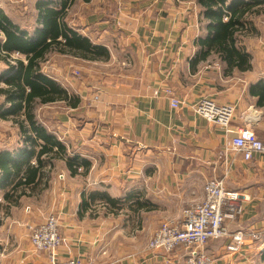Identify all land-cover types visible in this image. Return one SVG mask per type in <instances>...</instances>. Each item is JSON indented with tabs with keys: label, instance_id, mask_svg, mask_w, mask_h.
Returning a JSON list of instances; mask_svg holds the SVG:
<instances>
[{
	"label": "crops",
	"instance_id": "0c3cea01",
	"mask_svg": "<svg viewBox=\"0 0 264 264\" xmlns=\"http://www.w3.org/2000/svg\"><path fill=\"white\" fill-rule=\"evenodd\" d=\"M78 2L82 14L77 22L68 14L67 23L106 48L109 59L92 61L54 52L51 64L49 54L42 72L79 96L81 104L75 109L61 101L40 104L35 115L69 155L80 156L90 167L86 175L80 168L71 176L66 163L56 159L41 185L15 194L9 193L15 177L0 171V264H50L46 254L33 250L30 228L51 215L59 218L66 239L58 262L183 264L185 250L149 251L148 242L163 222L178 220L183 210L204 202L209 179L225 178L228 190L249 198L231 231L264 227V156L246 162L231 151L225 154L232 135L194 112L204 99L232 106L230 129L250 128L264 142V100L259 105L255 93L264 90V14L252 20L257 33L241 38L251 55V70L225 76L226 66L216 55L191 65L198 51L195 41L206 34L195 2ZM36 16L35 10L34 28ZM18 58L27 63L25 56ZM6 70L0 61V76ZM5 88L0 82V89ZM166 90L181 102L179 109L172 107ZM4 103L0 94V106ZM16 115L7 111L0 117V152L23 148ZM31 164L36 165L33 155ZM83 195L88 201L85 210ZM102 196L122 201L124 208L112 209ZM138 201L148 202L152 210L129 208ZM226 244L219 240L207 245L213 264H264V242H248L237 255L229 254Z\"/></svg>",
	"mask_w": 264,
	"mask_h": 264
},
{
	"label": "trees",
	"instance_id": "16d2710c",
	"mask_svg": "<svg viewBox=\"0 0 264 264\" xmlns=\"http://www.w3.org/2000/svg\"><path fill=\"white\" fill-rule=\"evenodd\" d=\"M77 1H37L36 27L32 31L12 22L0 9V36L4 37V40L0 39V61L7 65V70L0 76V82H4L7 87L0 89V94L5 97V103L0 106V117L5 118L7 111L15 115L22 113L21 117L16 115L14 123L18 126L23 148L19 152H0L1 173L15 177L9 192L11 194L20 188L34 189L41 185L44 179L49 178L46 169L51 171L56 159L66 163L71 176L78 175L80 168L86 175L90 167L80 156L69 155L65 144L48 132L35 115L36 106L40 104L61 101L73 109L81 104L79 96L70 94L42 72L41 64L49 54L57 52L92 61L109 59L106 48L93 44L67 23L69 11ZM82 1L89 3L91 0ZM179 1L195 2L200 7V20L206 22V34L195 41L198 51L191 65L216 55L226 66L225 76H231L235 71L251 70V55L241 45V38L257 33L252 20L264 14V0ZM18 55L25 56L27 63L20 60ZM255 93L259 97L258 104L262 105L263 88ZM32 155L36 165L31 164ZM7 163H12L11 167ZM85 197L83 195L81 204L83 210L88 206ZM102 200L112 209L120 211L124 208L122 201L107 196H102ZM13 202L17 203L18 200ZM134 206L140 210H152L148 202L138 201L129 208Z\"/></svg>",
	"mask_w": 264,
	"mask_h": 264
},
{
	"label": "built area",
	"instance_id": "2783aa9c",
	"mask_svg": "<svg viewBox=\"0 0 264 264\" xmlns=\"http://www.w3.org/2000/svg\"><path fill=\"white\" fill-rule=\"evenodd\" d=\"M165 94L170 96L173 108L181 107V102L172 97L170 90H166ZM194 112L209 123L224 127L227 134L232 135L225 154L231 151L241 155L246 162L257 155L264 156V142L250 128L238 132L230 129L234 107L219 106L213 100L204 99L194 106ZM204 193V202L186 208L179 223L165 221L161 224L147 246L149 251L171 253L182 248L187 254L183 264H213V256L206 248L212 241H226V249L231 255L240 254L248 242H264V227L231 231L230 225L239 220L249 198L240 192L228 190L225 178L209 179L205 183ZM58 227V220L50 218L34 229L31 238L34 248L39 253L49 254L53 264H56L55 252L62 243ZM65 264L81 263L70 261Z\"/></svg>",
	"mask_w": 264,
	"mask_h": 264
},
{
	"label": "rangeland",
	"instance_id": "374dc122",
	"mask_svg": "<svg viewBox=\"0 0 264 264\" xmlns=\"http://www.w3.org/2000/svg\"><path fill=\"white\" fill-rule=\"evenodd\" d=\"M35 1L36 0H0V7L3 8V10L8 14L10 15L14 21H16L17 23H19L22 27H25L27 30L29 31H32L34 26H35V19H34V15H35V9H34V5H35ZM83 10V5L82 3L80 4L79 2L75 3V5L70 9L69 11V19L71 20V18L73 17L74 19H72L74 22L76 21V16L79 14L81 15L82 14V11ZM71 20V21H72ZM70 22V21H69ZM77 22V21H76ZM54 53H52L50 56H49V62L52 64L54 62ZM67 60H70V59H66L64 58L63 59V62L64 61H67ZM71 63V62H70ZM77 76V78H79L81 76V73H79L78 71L75 72ZM96 101H98V98L96 99ZM233 120V119H232ZM213 124V123H212ZM216 125V124H215ZM219 126V125H218ZM222 127V126H220ZM224 128V127H222ZM225 129V128H224ZM226 131V129H225ZM78 171H81L78 170ZM61 179V178H60ZM227 188V187H226ZM228 189V188H227ZM184 211V210H183ZM182 211V213H183ZM50 218H56L58 220V224H59V234H60V237L62 239V243L60 244V246L57 248L55 254H56V258H55V262L56 264H65V263H68L70 261H67V262H58L57 261V255H58V250L66 244V239H64L62 237V234H61V230H60V221H59V218L54 216V215H51L49 217H47L45 219V221L43 223H45L48 219ZM182 220V216L180 219L178 220H169V221H172L174 223H179L180 221ZM42 223V224H43ZM42 224L38 225V226H35V227H31L30 228V242H31V245L33 247V250L35 252H37L38 254L40 253H43V252H38L35 248H34V245L32 243V234L34 232V229H36L37 227L41 226ZM160 229V228H159ZM158 229V230H159ZM157 233V232H156ZM155 233V235H156ZM149 240L148 244L150 243V241L154 238V236ZM212 242H216V241H212ZM211 243V242H210ZM209 245V244H208ZM179 249H182V248H179ZM177 249V250H179ZM177 250H174L173 252L171 253H167V254H173L175 251ZM152 251H160V250H152ZM160 252H163V251H160ZM165 253V252H164ZM43 254H46L49 258V261H50V264H53L51 262V259H50V255L47 254V253H43ZM186 260V259H185ZM74 262H78V263H81L80 261L78 260H72ZM184 263V262H183ZM82 264V263H81Z\"/></svg>",
	"mask_w": 264,
	"mask_h": 264
}]
</instances>
